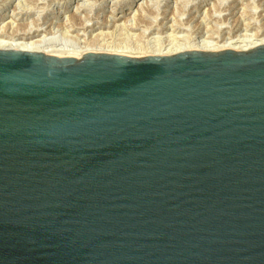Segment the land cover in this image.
I'll return each mask as SVG.
<instances>
[{
    "label": "water",
    "instance_id": "water-1",
    "mask_svg": "<svg viewBox=\"0 0 264 264\" xmlns=\"http://www.w3.org/2000/svg\"><path fill=\"white\" fill-rule=\"evenodd\" d=\"M0 264H264V45L0 50Z\"/></svg>",
    "mask_w": 264,
    "mask_h": 264
},
{
    "label": "rangeland",
    "instance_id": "rangeland-1",
    "mask_svg": "<svg viewBox=\"0 0 264 264\" xmlns=\"http://www.w3.org/2000/svg\"><path fill=\"white\" fill-rule=\"evenodd\" d=\"M0 25L66 49L244 44L264 33V0H0Z\"/></svg>",
    "mask_w": 264,
    "mask_h": 264
},
{
    "label": "bare ground",
    "instance_id": "bare-ground-1",
    "mask_svg": "<svg viewBox=\"0 0 264 264\" xmlns=\"http://www.w3.org/2000/svg\"><path fill=\"white\" fill-rule=\"evenodd\" d=\"M1 27V25H0ZM35 27V26H34ZM76 28H73L75 30ZM29 31V30H28ZM37 32V31H36ZM40 31L38 33H24V34H7L0 32V50L16 49L26 52H42L45 55H52L57 57H73L79 59L82 54L86 52L92 53H108V54H119L129 57H143L146 55L152 56H169L186 50H198L204 52H218L220 50H233V51H246L259 45H264V33L253 38L250 42L239 43L236 41L227 42L226 40L222 43L215 42L209 43L206 41L196 42L194 44H188L183 46L170 47L166 49L156 48L152 50H130L121 48H109L101 46H80L69 48H58L48 43V39L39 38ZM67 34V33H66ZM69 38V37H68ZM52 39V37H51ZM247 39V37H246ZM249 39V38H248ZM51 41V40H50ZM95 42V41H94ZM176 45V44H175ZM76 46V45H75ZM154 46V45H153ZM68 47V46H66ZM163 48V47H162ZM165 48V47H164ZM141 49V48H140Z\"/></svg>",
    "mask_w": 264,
    "mask_h": 264
}]
</instances>
